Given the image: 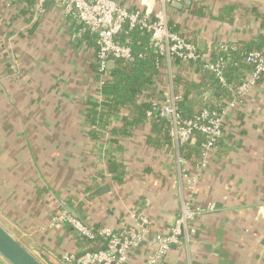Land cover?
Segmentation results:
<instances>
[{"label":"crops","instance_id":"crops-1","mask_svg":"<svg viewBox=\"0 0 264 264\" xmlns=\"http://www.w3.org/2000/svg\"><path fill=\"white\" fill-rule=\"evenodd\" d=\"M185 1L166 7L169 25L207 59L221 45L264 33V0H189L184 7ZM122 3L137 6L136 0ZM228 4L237 7L230 21L220 19ZM83 32L79 21L52 2L40 11L36 0L30 6L0 0V225L43 264H62L64 255L78 257L102 245L86 243L55 219L66 207L89 225L123 237L128 226L139 225L138 217L148 220L152 235L167 233L182 200H189L202 209L191 222L194 231L155 264H264V219L257 214L264 203V75L227 114L190 196L182 173H193L197 161L173 139L150 145V120L111 143L113 129L131 109L113 116L98 140L90 139L85 102L100 97L99 77L91 70L96 45L82 40ZM159 70L138 101L161 102L183 91L176 76L198 77L174 59L164 60ZM214 92L196 94L218 96ZM209 203L213 211L206 210ZM154 251L153 244L142 242L123 264H144ZM0 264L10 263L0 256Z\"/></svg>","mask_w":264,"mask_h":264},{"label":"built area","instance_id":"built-area-1","mask_svg":"<svg viewBox=\"0 0 264 264\" xmlns=\"http://www.w3.org/2000/svg\"><path fill=\"white\" fill-rule=\"evenodd\" d=\"M136 1L137 6L130 9L122 2L115 3L111 0H36V8L43 11L45 3L52 2L61 8L64 15L75 18L83 25L84 30L95 35L96 57L100 72L99 87L109 78L107 68L109 60H132L130 47L118 40V35L125 26L128 30L136 26L148 30L151 33V44L163 57V61L170 62L174 57H179L181 62L185 63L204 61L205 67L214 71L222 85L227 86L222 75V64L209 63L193 42L169 27L166 7L171 2L182 0ZM222 47L226 49L227 45ZM245 61L252 66V69L245 80L236 87L235 96L221 111L203 109L192 118H184L176 104L180 94L173 93L161 102L154 101L152 107L145 112V118L148 120L158 116L170 123V134L177 146L192 141L196 133L204 138L201 158L195 164L194 172L182 173L186 183L185 189L190 196L196 191L198 179L222 137L227 114L237 107L247 92L264 75V51L247 53ZM214 208V203H209L206 210L213 211ZM201 213L200 207L192 205L189 200H182L180 211L167 233L152 235L148 220L145 217H138L139 225L128 226L123 233L124 236L120 237L109 227L95 228L76 216L61 211L57 214L56 220L68 224L91 242L97 239L106 242L103 248L85 250L78 257L72 254L64 255L61 262L62 264H123L127 253L133 247L147 242L155 246V251L144 264H155L166 254L171 245L179 243L181 236L188 239L194 231L191 222ZM257 214L264 219V203L257 208Z\"/></svg>","mask_w":264,"mask_h":264},{"label":"trees","instance_id":"trees-1","mask_svg":"<svg viewBox=\"0 0 264 264\" xmlns=\"http://www.w3.org/2000/svg\"><path fill=\"white\" fill-rule=\"evenodd\" d=\"M23 1L28 6L35 3V0ZM236 8L234 4L225 5L220 13V19L230 21ZM131 9L133 8L131 7ZM21 12L25 14L27 11L22 9ZM260 18L262 25H264V16L261 15ZM169 26L172 30H177V26H173L171 23ZM81 28L83 29L82 24ZM123 30L119 33L118 40L130 47L132 60L116 59L112 69H108L109 78L99 87L100 97L89 98L85 102V120L89 126L88 135L92 140H98L101 137L106 128L112 124L111 118L113 116L125 108L131 109V116L123 115L121 125L113 129V135L110 139L112 144H117L118 141L129 136L131 130L145 118L146 110L155 103L148 99L138 101V98L154 84L160 74V64L163 62V57L157 53L151 44V33L148 30L139 26L129 30L125 26ZM82 40H85L89 45H96L95 35L88 30H84ZM251 51H264V33L259 34L249 42L228 44L226 49H223L221 45L214 49L212 56H209V63L222 64V75L227 86L222 85L214 71L205 67L204 61L187 62L188 68L192 67L198 77L189 79L178 75L174 78L175 82L183 86L180 99L176 103L182 117L192 118L203 109L221 111L227 102L235 96L236 87L246 78L245 73L252 68L245 61L247 53ZM174 60L181 63L179 57H174ZM91 70L95 77H99L96 55L91 64ZM215 90L219 93L218 96L205 98L202 94H196L197 91ZM150 124V132L146 137L150 145L159 147L162 144L172 142L170 123L166 119L158 116L152 117ZM194 137H196V141L193 145L184 143L180 149L182 152H188V155L195 159L194 161H199L204 138L199 133L194 134ZM80 236L86 243H92L86 237ZM98 240L101 241L102 245H97V248L106 245L102 239H97L94 242ZM36 258L42 260L39 257Z\"/></svg>","mask_w":264,"mask_h":264},{"label":"water","instance_id":"water-1","mask_svg":"<svg viewBox=\"0 0 264 264\" xmlns=\"http://www.w3.org/2000/svg\"><path fill=\"white\" fill-rule=\"evenodd\" d=\"M115 3L123 2L124 0H111ZM189 0L185 1L184 7H188ZM172 6L177 8L181 7L182 4L178 2H171ZM124 31V30H122ZM114 61L109 60L107 62V68L112 69ZM217 92H214L216 95ZM209 96V93H205ZM67 212L70 213L71 209L66 207ZM75 216L74 213H72ZM0 256L3 257L10 264H43L37 259L30 251H28L17 239H15L6 229L0 225Z\"/></svg>","mask_w":264,"mask_h":264}]
</instances>
